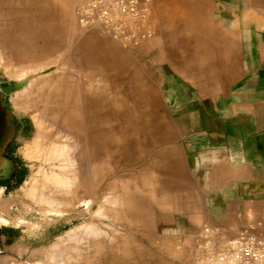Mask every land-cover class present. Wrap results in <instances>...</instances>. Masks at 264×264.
Listing matches in <instances>:
<instances>
[{"label": "rangeland", "instance_id": "374dc122", "mask_svg": "<svg viewBox=\"0 0 264 264\" xmlns=\"http://www.w3.org/2000/svg\"><path fill=\"white\" fill-rule=\"evenodd\" d=\"M158 1L148 3L144 34L136 41L124 43L102 28L82 26L76 14L80 0H70V18L57 10L59 0H0V55L3 56L0 92L11 116L18 119L13 135H16L15 153L24 164L18 184L11 188L0 185V223L25 229L26 234L36 239L42 237L50 224H62L58 235H51L48 242L35 247L34 258L13 264L48 261L50 245L65 231L85 221L99 224L107 233H103L105 239L98 235L100 238L92 236L93 240L107 242L109 237L108 241L117 247L104 243L100 253L92 250L94 256L89 249L91 256L88 257L87 243L92 242L90 235L96 234H90L85 227L84 232L80 231L85 240L71 238L67 242L71 244L67 246L71 248L67 250L71 255L74 246L79 251L78 244L85 246H81L84 251L87 249L86 258L80 257L83 250L77 255L78 260L83 259L78 261L80 264H197L206 252L216 249L241 229L264 224V219H249L239 229L222 231L221 226L213 223L208 217V202L215 199V192L208 187L211 173L205 168L214 137L230 135L249 119L246 109L242 108L247 103L242 98V88L264 72V44L216 42L223 39L220 36H214L215 42L204 46L177 42L183 33L191 36L184 39L194 40V32L200 25L213 35L220 31L221 19L224 27L233 23L231 20L235 21L238 13L236 0H229L227 8H222L225 5L222 0L193 3L175 0L176 25L163 21L157 9ZM239 6L242 9L247 3L239 0ZM226 14L229 19L232 16L231 22L225 19ZM58 36L61 41L54 42ZM91 40L101 43L94 47L93 54L89 51ZM40 59L48 67L46 75L41 74L40 68L36 69ZM186 64L191 65L190 70ZM30 65L31 71L27 67ZM25 67L29 70L26 77L20 78L22 73L13 76L19 70L25 71ZM58 75L73 84L67 101L71 105L75 100L82 106L87 104L78 91L80 87L85 90L86 86L94 85L102 89L108 85L110 90V105L98 110L100 115L104 114L98 126L100 167L109 172L97 187L96 195L105 202L104 214L99 216L93 214L97 203L92 213L77 218L69 212L60 216L47 214L40 204L23 193L31 176L43 177L37 172L39 166L48 169L47 163L28 160L24 155L28 154L26 150L31 151L32 147L28 146L37 138L34 116L43 113L51 93L49 88ZM45 77L50 80L43 89L38 91L35 87L32 93H20L33 78L37 79L34 86L39 87ZM17 96L27 99L26 109L16 108L20 100ZM72 217L74 221L70 222ZM1 218L8 221L3 222ZM207 227H218L220 233L207 234ZM73 244L76 245L72 247ZM71 255L67 256L72 258Z\"/></svg>", "mask_w": 264, "mask_h": 264}, {"label": "bare ground", "instance_id": "6f19581e", "mask_svg": "<svg viewBox=\"0 0 264 264\" xmlns=\"http://www.w3.org/2000/svg\"><path fill=\"white\" fill-rule=\"evenodd\" d=\"M188 1L190 3H193L195 0H188ZM158 2H159L158 3L159 5L157 9L161 12L163 21H169L171 24L172 22H175L174 20L176 18L173 13L175 0H159ZM58 4L59 5H58L57 10L62 15H64L65 18H70L71 17L70 0H59ZM190 8H192V6H190ZM53 41L58 43L59 41H61V38L59 36L55 37ZM91 42H89V45H90L89 51L91 54H93L94 49H95L94 47H97V45L101 43L93 42L92 40ZM15 58L16 59L18 58V61H19V57L16 56ZM2 60H3V56L0 55V63H2ZM40 61L41 63L40 65H38L39 67H36V69L40 68L42 72L41 74L46 75L45 73L47 72L48 67L46 63L44 62V60L40 59ZM50 64L52 65V63ZM27 67L28 69L32 68L31 65ZM28 69L26 68L25 71L22 70L23 72H21L18 69L19 73H16L13 76L15 77L16 75L19 76V74L22 73L20 74L19 77L20 78L26 77L30 70ZM15 70L17 71V69ZM33 70H34V67H33ZM12 73L14 74V72ZM42 79H44L45 82H43V84H40L39 87H37V85L34 86L35 85L34 81H36L37 79L33 78V81L31 82L29 81L30 82V83L28 82L29 85L25 88V90H23L20 93L24 92L23 94H25L26 91H31L32 93L35 87L36 89L38 88V91L41 90V88L43 89V86L48 85L47 83L50 79H48V77H45ZM72 86L73 84H71L70 81H68L67 78H65V76L58 75L56 77L54 84H52L49 88L51 90V93L48 94L49 97L46 98V101H45L46 106L42 110L43 113L37 114L36 116L32 114L34 116L33 122H35V125H36L35 138L36 137L37 138L34 139V141L32 142L33 143L32 145L28 146L29 148L32 147L30 148L31 151L26 150L25 153L28 152V154L26 153L24 156H26L28 160L37 159V160H40L41 162L47 163L48 169L43 168L44 165L39 166V171L37 172H40L43 177L41 176L42 178L40 179V178H36V176H31L32 178L30 177L31 179L29 181L27 180V184H26L27 186L25 189H23L24 190L23 193L25 194L27 198L32 200V202L34 201L35 203L40 204L41 209H43L47 214L49 212H52V213H57L60 216V214L62 213L69 212V213H75L74 218H77L86 213L87 214L92 213L94 210V204L97 203L98 207L93 212L94 216L95 215L97 216L98 214L101 215V213L104 214V212L102 211H105L103 210L105 202H103L102 200H99L98 195H96L97 187L101 179L104 178L105 175L109 173L107 172V170L104 169V166L102 168L100 167L101 159L99 156L100 153L98 151V134H99L98 126L102 123L99 120H101V118L102 119L104 118V114L103 116L100 115L98 110L99 108H102L105 106L108 107V105H110V102L112 101V98L109 92L110 91L109 88L107 89L108 85L107 86L104 85L105 88H102V89L99 87L100 90L99 88L97 89L98 86L96 85H95L96 87H94V85L90 87L86 86L87 88L86 89L84 88L85 90H80L81 89L80 87L78 91L80 92L81 95L84 96L85 100L87 101V104L82 106V103H80V101L78 103L77 100H75V103L71 105L67 101L69 98L68 95L71 91V88H73ZM64 88H66V90H64ZM74 91L78 93L77 89H75ZM23 97H21V99L19 97L18 98L22 100ZM24 98H27V97H24ZM24 98L22 100L23 103L20 100L18 101L19 103L21 102L22 104H19V103L17 104V101L14 102L15 104H17V106L15 105L17 109L18 108L26 109L28 105L26 104L27 103L26 100L28 98L26 100H24ZM28 103H29V100H28ZM50 103H53V104L49 105ZM50 122H53V123H50ZM75 148L78 149V152ZM104 162L102 161V164H106L107 160H106V163ZM109 166H111V163H109ZM34 173L36 174L35 171ZM104 198L105 197L103 196V199ZM105 201H109V200H105ZM110 212H112V209L110 210ZM116 213H119V212H116ZM111 215L114 216L113 214ZM74 218L72 217L70 220L69 219L68 220L72 222L74 221ZM2 221L6 222L8 220L2 219ZM83 223L82 224L80 223L78 226L74 224L75 225L74 227L71 226L72 228L70 230H68L67 232L65 231L66 233L64 232L62 236L60 235V237L57 238L56 242L54 241L53 244L50 245L51 248H50V251H48L50 252V254H49V257L47 256L48 261L44 262L43 260L42 261L40 260L39 262L35 261V263L34 262L32 263L33 264H80V262L78 261L83 260L80 258L78 260L77 258V255L78 257L80 256L79 255L80 252H82L80 257L86 258L84 256V252L87 249H88V252H86V254L88 253L87 256L89 255V251H90L89 249H91V252H92L91 254H93L94 256L95 253L96 254L100 253L105 248L104 243L108 242L109 246H110V243H112V245L114 244L113 246H115V243L108 241L109 237H108L107 242L104 241L105 239L104 234H107V233L103 231V229L99 226V224L97 223L93 224L92 221L90 223L86 221ZM85 227L90 234H93V233L96 234V235L94 234L90 235L88 233L90 237L96 236L100 238L102 236L104 238L103 239L104 242L101 239L96 238L93 240V237L92 239L87 237L92 240V242H88V243L87 241H85L88 244V247L90 248H87V249L85 248L86 250L84 251L83 248L85 246L83 245L84 246L83 247L81 244V246L83 247L81 248V246L78 244V247L81 248V249L79 248V251L80 250H83V251L77 252L78 248L77 246H74L78 243L77 242L76 244L72 245V247L74 246L75 249L72 250L73 252L71 251L72 252V255H71L69 251L67 252V250L71 247L70 246L71 244L70 243L68 244L67 242L71 238H73L74 241L85 240L86 238H84V236H82L80 233V231L83 228L85 229ZM81 232H84V230H82ZM99 233L101 234L104 233V234L100 235ZM112 233L113 232H111V234ZM80 236H82L84 239ZM89 243H92V245L91 244L89 245ZM120 243H122V241ZM87 244H86V247H87ZM67 246H70V247H67ZM59 247H61L60 250L58 249ZM67 253L70 254L72 258H70V256H67L68 255ZM88 259L89 258H87L85 262H87Z\"/></svg>", "mask_w": 264, "mask_h": 264}, {"label": "crops", "instance_id": "0c3cea01", "mask_svg": "<svg viewBox=\"0 0 264 264\" xmlns=\"http://www.w3.org/2000/svg\"><path fill=\"white\" fill-rule=\"evenodd\" d=\"M222 1L225 2L222 8H227L229 0ZM243 2L247 3V8L240 9L239 0H236V20H231L233 23L224 27V20L221 19L219 32H213L211 35L205 26L200 25L194 32V40L184 39L191 36L183 33L184 35L178 36L177 42L204 46L215 42L214 36H220L223 39L216 42L264 44V3L261 4L264 0ZM230 12L233 14L231 10ZM258 12L262 13L261 17ZM225 19L230 20L227 14ZM176 23L175 21L174 24ZM186 66L191 69L190 64ZM204 84L206 83L203 82ZM242 90V98L247 101L242 108L246 109L249 119L230 135H216L210 145L212 153L205 161V168L211 173L208 187L215 192V199L208 202V217L213 223L221 226L222 231L239 229L249 219H264V72L246 83Z\"/></svg>", "mask_w": 264, "mask_h": 264}, {"label": "built area", "instance_id": "2783aa9c", "mask_svg": "<svg viewBox=\"0 0 264 264\" xmlns=\"http://www.w3.org/2000/svg\"><path fill=\"white\" fill-rule=\"evenodd\" d=\"M151 0H80L76 14L85 27H99L121 42L136 41L144 34ZM143 30V31H142ZM205 232L220 233L207 227ZM197 264H264V224L241 229Z\"/></svg>", "mask_w": 264, "mask_h": 264}, {"label": "flooded vegetation", "instance_id": "af4514ba", "mask_svg": "<svg viewBox=\"0 0 264 264\" xmlns=\"http://www.w3.org/2000/svg\"><path fill=\"white\" fill-rule=\"evenodd\" d=\"M9 130L10 136H0V185L6 188L14 187L23 175L24 164L15 153L18 119L11 117ZM13 130V131H12ZM16 134V133H15ZM62 230V224H50L48 230L36 239L25 233V229L13 227V225H2L0 223V264H13L24 258L35 257V247L48 242L51 235H58ZM16 264V263H15Z\"/></svg>", "mask_w": 264, "mask_h": 264}, {"label": "water", "instance_id": "95a60500", "mask_svg": "<svg viewBox=\"0 0 264 264\" xmlns=\"http://www.w3.org/2000/svg\"><path fill=\"white\" fill-rule=\"evenodd\" d=\"M11 117L12 116L10 112L5 106L2 93L0 92V136L1 137H6V135L10 136L12 134V132L8 128L11 125L10 123Z\"/></svg>", "mask_w": 264, "mask_h": 264}]
</instances>
